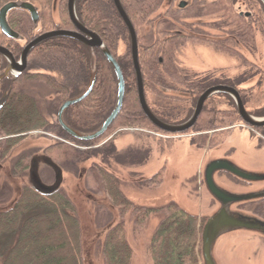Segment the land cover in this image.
<instances>
[{
  "label": "flooded vegetation",
  "instance_id": "obj_1",
  "mask_svg": "<svg viewBox=\"0 0 264 264\" xmlns=\"http://www.w3.org/2000/svg\"><path fill=\"white\" fill-rule=\"evenodd\" d=\"M14 1L17 0H9L0 7V10L6 4ZM21 1L30 2L29 0ZM66 3L70 21L69 29L57 28L45 31L44 11H41L36 5L40 18L38 30H36L31 15L27 11L21 9L12 10L8 15L10 27L26 40V37L21 34L19 29L25 28L24 25L29 18L32 23V36L34 38L28 41L20 55H17L8 49V46H13L12 42L17 44L19 42L10 39L0 30V34L6 38V41L3 38L0 40V46L8 49L14 56L15 61L20 63L25 47L41 35L56 30H68L79 33L80 31L69 16V0ZM120 6L131 23L137 40L136 62L139 66L144 98L150 111L158 120L170 127L185 125L195 117L202 96L207 91L225 87L238 93L245 112L256 126L245 122L237 99L227 92L216 93L208 98L204 102L203 110L201 109L195 124L183 133L166 132L152 123L141 105L140 79L133 51V32L121 14ZM79 7L83 9L80 16L78 13ZM75 10L80 24L86 30L97 35L103 46L92 48L80 40L69 38L77 42L79 46H84L85 52L83 55L85 56L72 54V57L66 60L67 66L58 61V63L53 65L52 69L40 66L42 54H40V58L36 62L34 59L30 60L31 51L28 56L27 66L20 74L17 76L9 74L0 80V82H4V87H0V102L6 97V104L14 90H17V94L28 95L37 102L42 114L50 118L43 112L37 95L32 92L34 90L27 89L29 85H36V83L40 86L48 87L54 94L53 99L50 101L51 110L55 111L60 106L56 113L52 112L55 117L52 120L57 121L64 133L73 137L59 123V111L66 102L79 97L89 87H92L91 92L85 99L67 109L68 111L74 107L72 121L78 127L69 125L65 118L67 111L64 114V121L68 126L80 133L91 134L97 131L114 111L118 101L119 87L123 86L125 87L123 106L117 118L120 116L126 95H129L132 87L133 94L137 93L136 96L144 117L154 127L152 130L137 126L127 127L121 129L119 134L124 132L150 134L157 138L165 137L169 142L186 137L193 145H197L200 151L206 152L209 149L217 148L229 133L238 129H247L251 133L252 138L257 141V146L264 148V103L255 102L258 107H250L251 103L254 102L252 95L261 88L259 84L264 83V34L261 31V26L264 28L263 0H76ZM61 23L58 24L59 27H61ZM85 37H88V41L92 40L88 35H85ZM5 42L7 47L1 44ZM203 48H212L215 52L223 54L228 58V64L223 67L214 66L202 69ZM105 50L110 53L118 65L120 75ZM9 65L8 59L0 54V75L7 70ZM69 68H72V70L69 71ZM229 70H235V75H228L227 72ZM40 75H47L56 86L62 87L63 90L58 92L52 89L49 84L40 80ZM33 76H37V78ZM255 80H259L260 83L252 85L251 83ZM72 87L77 88L71 90ZM66 90L67 93L64 92ZM221 100L226 102L223 104ZM110 107L113 109L108 117L104 118L101 126L93 132H86L85 130L89 125L92 126L93 123H97L107 116ZM205 113L207 115H204ZM203 116L206 117L209 123L212 120L216 122L215 127L211 131L202 132ZM134 119L139 120L137 117ZM220 121H224L227 124L220 126ZM35 133L41 134L42 137L52 138L53 142L67 141L63 139L64 134L58 136L47 133L44 130H32L23 133L22 136L26 140L29 137H33ZM115 135H112L108 140L114 137L116 139L118 135ZM216 137H220L218 144L213 143ZM73 138L76 139L75 137ZM206 144H208V148H206ZM37 150L40 151V147ZM36 151H29L26 162L30 157L36 156ZM40 158V163H45L46 165L43 166L50 170L56 168L60 170L62 168L55 162H48L45 157ZM33 161L32 165L35 163V160ZM217 161H228L236 166L225 158L211 159L202 168V177L200 179V184L204 185L207 190V170L213 162ZM29 164L31 166V163ZM52 166L54 168H50ZM236 167L239 168L238 166ZM247 173L252 178L244 179L225 169L216 170L213 179L218 187L229 193L236 196H249L248 200H243L241 203L236 202V204L257 207V211L254 212L253 216L263 217L264 219V212L260 215L259 208L264 204V188L248 193H235L216 182V176L226 177L236 184H252L264 181V173ZM155 174L148 178L147 181L152 179ZM30 184L34 183L30 182ZM36 185H42L40 180L37 181ZM210 195L213 200L212 204H220L211 193ZM261 202L263 204H260ZM196 216L198 219L202 217L206 219L205 225L207 220L212 217ZM199 223L201 224V221ZM203 230L200 227L198 241L200 264H202V260L203 264H205L203 258Z\"/></svg>",
  "mask_w": 264,
  "mask_h": 264
},
{
  "label": "rangeland",
  "instance_id": "obj_2",
  "mask_svg": "<svg viewBox=\"0 0 264 264\" xmlns=\"http://www.w3.org/2000/svg\"><path fill=\"white\" fill-rule=\"evenodd\" d=\"M29 1L38 6L41 11H45L44 19L48 24L57 25L65 21L67 0H49L48 4H45L43 0ZM38 29L39 27L36 28ZM261 31L264 34L262 26ZM53 59H55L53 56L43 57L40 66L44 68L49 66V62ZM227 64L228 58L223 54L215 52L212 48L202 49V69L223 67ZM52 65L50 64V69ZM70 70L72 68H69ZM227 74L233 76L235 70H229ZM258 83L260 81L255 80L251 84ZM259 87L261 88L252 95L254 102L251 103V108L258 107L255 102L264 103V83H260ZM27 89L34 90L32 92L37 95L43 112L51 119H55L50 105L54 96L53 92L48 87L37 83L29 85ZM221 101L223 104L226 102ZM166 139L134 132H124L116 137L114 145L118 153L123 154L131 150L149 154L147 164L142 166L131 165L129 161H126V164L113 163L108 166L92 159L67 166H62L61 162H58L62 168L60 167L59 170L55 167L56 169L50 170L43 166L46 165L45 163H40V157L49 159L42 151L53 143V139L35 133L33 137L27 138L16 146L8 156L0 155V211L13 207L25 185L30 182L36 185L40 180L48 186H60L77 206V217L82 226L83 235V263L106 264L103 255L106 235L110 228L122 218L101 182L94 176L93 172L96 170H93L95 168L93 164L94 161H98L97 163L101 166L115 172L121 181L124 193L130 200L138 205L155 209L157 212L152 213L142 226L136 225L134 216L130 214L123 218L127 238L134 251L132 264H154L148 249L159 222L164 216L166 206L175 203L193 214L210 217L219 210V207L221 208L220 204H212L213 200L209 191L200 184L202 168L211 159L225 158L247 172L264 173V148L257 146V141L252 138L247 129H238L229 133L217 148L206 152L200 151L197 145H193L186 137L171 142ZM219 140L220 137H216L213 143L218 144ZM206 146L208 148V144ZM39 147L41 152L37 150ZM29 151H36V156L30 157L26 162ZM32 158L35 160L34 165H32L34 162ZM159 172H162V175L158 180L162 183L158 186L149 184L147 179ZM229 181L226 177L216 176V182L220 186L235 193H248L264 188V181L252 184H236ZM259 208L261 215L264 212V204ZM231 211L251 217L257 211V207L234 204L231 206ZM259 219L264 221L263 217ZM199 221H201L200 227L204 229L206 219L202 217ZM13 244L14 240L9 239L6 247L0 246V264L3 263L7 249ZM213 257L217 264H264V234L248 230L223 234L214 246Z\"/></svg>",
  "mask_w": 264,
  "mask_h": 264
},
{
  "label": "trees",
  "instance_id": "obj_3",
  "mask_svg": "<svg viewBox=\"0 0 264 264\" xmlns=\"http://www.w3.org/2000/svg\"><path fill=\"white\" fill-rule=\"evenodd\" d=\"M8 1L0 0V7ZM43 1L45 4L49 3L47 2L49 0ZM82 10L80 7L78 8L79 16ZM24 26L25 28H21L19 31L26 37L25 42L18 44L12 42L14 47L8 46V49L17 55H20L26 43L34 38L29 18ZM69 26L67 11L61 27L58 24H48L44 19L45 31L57 28L69 29ZM2 36L0 34V40L3 38L6 41V38ZM1 44L7 47L6 42ZM84 52V46H79L74 40L58 37L40 43L30 53V60L34 59L36 62L42 54V58L45 56L55 58L49 62L50 64L54 65L60 61L61 64L67 66L66 60L71 58L72 54H80L84 57ZM50 64L48 65L50 66ZM49 66H45V68L50 69ZM37 76L33 77L37 78ZM40 80L58 92L63 90L62 87L56 86L47 75H40ZM0 87H4V82H0ZM67 90L64 92L67 93ZM136 95L137 93L133 94L131 87L129 95H126L120 116L110 126L107 133L94 141L87 142L79 141L64 133L57 121L42 114L37 102L28 95L17 94V90H14L0 111V155L8 156L16 146L21 144L25 140V137L22 136L23 133L44 130L58 136L64 134L63 139L67 140L64 142L54 141L53 144L43 149V152L49 157L48 162L52 160L57 164L61 162L60 165L67 166L93 159L109 166L113 162L126 164V161H129L131 165H145L148 153L128 150L120 154L114 145L115 137L108 140L112 135L116 134L115 136H117L123 128L137 126L152 130L154 127L144 117ZM59 107L53 111L56 113ZM73 109L74 107L66 112L65 118L69 125L78 127L72 121ZM112 109L110 107L107 116L99 122L93 123L92 126L89 125L85 131L93 132L98 129ZM136 117L139 120L134 119ZM215 123L214 120L209 123L205 117L202 132L211 131L215 127ZM219 123L220 126L227 124L224 121ZM83 147L86 149L84 150ZM98 161H94L93 164L95 166L93 170H96L93 172L94 176L101 182L103 189L111 198L112 204L119 210L122 218L108 231L103 246V255L106 264H132L134 251L127 238L123 218L130 214L134 216L136 225L142 226L152 213L157 212L155 209L138 205L130 200L124 193L121 181L115 172L101 166L97 163ZM161 175L162 172L155 174L152 179L148 180L149 184L158 186L161 183V180H158ZM163 215L148 249L154 264H200L198 257L200 221L197 216L175 203L166 206ZM9 239H13L14 244L7 249L2 264H84L82 226L77 217V206L64 188L60 186H48L46 183H42L41 186L25 185L17 203L13 207L0 211V246L6 247Z\"/></svg>",
  "mask_w": 264,
  "mask_h": 264
},
{
  "label": "water",
  "instance_id": "obj_4",
  "mask_svg": "<svg viewBox=\"0 0 264 264\" xmlns=\"http://www.w3.org/2000/svg\"><path fill=\"white\" fill-rule=\"evenodd\" d=\"M75 1L76 0H69V16H70V19L73 21V23L75 24V26L78 28V30L80 32L75 33V32L68 31V30H56V31L48 32V33L41 35L40 37H38L37 39H35L34 41L29 43L25 47L20 63H17L15 61L14 56L12 55V53L8 49L0 46V54L3 55L6 59H8V61L10 63L7 70L4 71L0 75V80H2L5 76H7L9 74H13L14 76H17L18 74H20L27 66L29 53L38 44H40V43H42L48 39L58 38V37L75 38V39L80 40L81 42H83L85 44H88L92 48H100L103 46L102 41L100 40V38L97 35L86 30V28H84L80 24V22L77 18V15H76ZM15 9H21V10L27 11L31 15V18H32V21L34 23L35 28L39 27V22H40L39 13H38L37 7L34 4H32L31 2H23L21 0L10 2V3L6 4L4 7H2V9L0 10V30H1V32L4 35H6L7 37H9L10 39L16 40V41L22 43L25 41L24 38L19 33L15 32L10 27L9 22H8L9 13ZM119 9H120L121 14L126 19L130 29L133 32L131 23L129 22V20H128L125 12L121 8V6L119 7ZM85 35L90 36V38L92 40L88 41V37H85ZM105 51H106V54L109 56V59L112 61L114 67L116 68V70L118 71V73L120 75V69H119L118 65L116 64L114 59L111 57L110 53L107 50H105ZM133 51H134L136 68H137L138 76L140 79L139 91H140V99H141L142 108L145 111L148 118L151 120V122L154 123L161 130L166 131V132L175 133V134H180V133L187 131L188 129H190L195 124V122L197 120V116L199 115L201 109L203 110L204 102L208 98H210L212 95H214L216 93H224V92L225 93L227 92V93L233 95L237 99L240 112L243 115L245 122L256 126V124H254V122L251 120V118L245 112V109H244L243 104L239 98L238 93L234 90H231V89L225 88V87L214 88V89L207 91L202 96V100L200 102V105L198 107V110H197L195 117L189 123H187L185 125L177 126V127H170V126L162 123L160 120H158L152 114V112L150 111L149 107L147 106V103H146L145 98H144V89H143L142 82H141L139 66H138V63L136 62L137 40H136L134 32H133ZM91 89H92V87H89L79 97L74 98V99L66 102L61 107V109L59 111V123L62 126V128L65 131H67L69 134H71L73 137H75L76 139H79L82 141L94 140V139L101 137L103 134H105L106 131L109 129V127L116 120V118L119 115V113L122 109V106H123L125 87L121 86V87H119L118 101H117V104H116L114 111L112 112V114L108 117V119L103 123V125L97 131H95L94 133H91V134H84V133H80V132L74 130L73 128L68 126L66 124V122L64 121V114L70 106L77 104V103L81 102L83 99H85L88 96V94L91 92ZM5 102H6V97L0 102V111L4 107ZM222 169L228 170V171H230V172H232V173H234V174H236V175H238L244 179L252 178L249 173L240 170L239 168H237L236 166H234L232 163H230L228 161L213 162L209 166L207 173H206L207 187H208L209 192L220 202L221 208L217 212V214H215L214 216H212L211 218H209L207 220V223H206L204 230H203V258H204L205 264H217L214 257H213V250H214V246H215L216 242L218 241V239L223 234L233 232V231H238V230L255 231V232L264 234V221L263 220H261L257 217H254V216H251L252 218H250V216H243L241 214L233 213L231 211V206L236 204V202L241 203V201L248 200L250 197L247 195L236 196V195L229 193L226 190H223L222 188L218 187L214 182L213 175H214L216 170H222Z\"/></svg>",
  "mask_w": 264,
  "mask_h": 264
},
{
  "label": "crops",
  "instance_id": "obj_5",
  "mask_svg": "<svg viewBox=\"0 0 264 264\" xmlns=\"http://www.w3.org/2000/svg\"><path fill=\"white\" fill-rule=\"evenodd\" d=\"M190 213H192V212H190Z\"/></svg>",
  "mask_w": 264,
  "mask_h": 264
}]
</instances>
